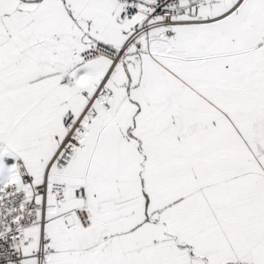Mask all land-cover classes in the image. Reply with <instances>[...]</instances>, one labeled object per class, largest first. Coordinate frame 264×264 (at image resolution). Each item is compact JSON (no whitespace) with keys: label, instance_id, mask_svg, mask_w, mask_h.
Segmentation results:
<instances>
[{"label":"snow or ice","instance_id":"obj_1","mask_svg":"<svg viewBox=\"0 0 264 264\" xmlns=\"http://www.w3.org/2000/svg\"><path fill=\"white\" fill-rule=\"evenodd\" d=\"M0 264H264V0H0Z\"/></svg>","mask_w":264,"mask_h":264}]
</instances>
